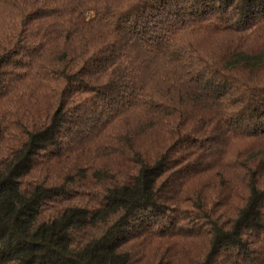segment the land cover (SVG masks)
<instances>
[{"label":"trees","instance_id":"trees-1","mask_svg":"<svg viewBox=\"0 0 264 264\" xmlns=\"http://www.w3.org/2000/svg\"><path fill=\"white\" fill-rule=\"evenodd\" d=\"M0 264H264V0H0Z\"/></svg>","mask_w":264,"mask_h":264}]
</instances>
